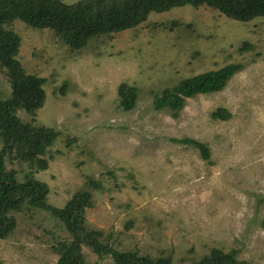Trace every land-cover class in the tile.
Instances as JSON below:
<instances>
[{"label":"rangeland","instance_id":"rangeland-1","mask_svg":"<svg viewBox=\"0 0 264 264\" xmlns=\"http://www.w3.org/2000/svg\"><path fill=\"white\" fill-rule=\"evenodd\" d=\"M172 20L182 25L152 28ZM11 28L20 36L17 58L26 72L46 78L36 123L61 132L50 146L53 159L34 174L48 184L50 204L62 207L91 176L103 187L93 190L86 224L109 234L116 249L184 264L212 247L235 248L239 260L264 264V18L243 23L206 6H182L151 13L80 52L50 29L21 21ZM244 41L252 47L240 51ZM233 62L244 67L223 89L187 98L177 117L152 108L150 91ZM121 82L140 89L129 111L118 107ZM10 91L0 68V98ZM217 107L231 118L212 119ZM17 114L28 119L22 109ZM68 136L75 138L69 146ZM182 138L206 144L209 158L177 142ZM7 168L19 179L27 170L17 161ZM15 216V230L0 240L3 264H55L50 244L67 237L62 223L41 209ZM82 253L85 264H114L87 246Z\"/></svg>","mask_w":264,"mask_h":264},{"label":"trees","instance_id":"trees-1","mask_svg":"<svg viewBox=\"0 0 264 264\" xmlns=\"http://www.w3.org/2000/svg\"><path fill=\"white\" fill-rule=\"evenodd\" d=\"M182 6H206L243 23L264 18V0H76L71 3L66 0H0V68L11 88L7 97L0 98V240L15 230V213L41 209L61 222L67 232V237L54 239L50 244L58 256L55 264H85L83 246L89 247L99 258L109 256L114 264H173L170 255L152 257L135 250L116 249L109 234L86 224V209L94 203L93 190L103 187L99 180L87 176L83 186L62 207L47 201L49 186L34 174L45 170L49 160L53 159L50 146L61 132L36 123L37 112L46 99V78L26 72L17 58L21 39L11 26L15 21H21L31 29H50L70 51L80 52L100 37L110 38L115 33L137 27L151 13ZM181 25V22L172 20L170 24L153 23L152 28L172 30ZM251 47L252 44L244 41L239 50ZM243 67L242 63H229L182 78L160 91H150L151 106L156 111L166 110L177 117L187 98L220 91ZM66 86L67 83L63 82L59 87L61 94L65 93ZM117 95L118 107L129 111L135 107L140 89L121 82ZM18 109H22L28 119L21 118ZM210 117L228 120L231 113L224 107H217ZM74 140L68 136L67 145ZM177 142L191 144L203 159L209 158L206 144L190 138ZM13 161L26 165L22 179L17 177L15 169L7 168V162ZM238 252L235 248L225 251L212 247L200 258L184 264H248L238 259ZM0 264H3L1 259Z\"/></svg>","mask_w":264,"mask_h":264}]
</instances>
